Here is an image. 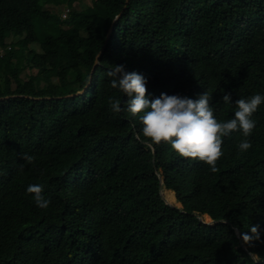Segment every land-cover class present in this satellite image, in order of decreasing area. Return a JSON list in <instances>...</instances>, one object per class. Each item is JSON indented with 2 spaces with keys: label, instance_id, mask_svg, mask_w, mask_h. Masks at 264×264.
I'll list each match as a JSON object with an SVG mask.
<instances>
[{
  "label": "trees",
  "instance_id": "1",
  "mask_svg": "<svg viewBox=\"0 0 264 264\" xmlns=\"http://www.w3.org/2000/svg\"><path fill=\"white\" fill-rule=\"evenodd\" d=\"M0 49V264H264V103L252 147L224 137L213 173L145 138L107 75L142 74L150 100L207 91L216 119L234 118L224 94L264 96V0H0ZM253 225L244 247L236 229Z\"/></svg>",
  "mask_w": 264,
  "mask_h": 264
},
{
  "label": "clouds",
  "instance_id": "2",
  "mask_svg": "<svg viewBox=\"0 0 264 264\" xmlns=\"http://www.w3.org/2000/svg\"><path fill=\"white\" fill-rule=\"evenodd\" d=\"M107 75L112 78L111 87L119 89L128 97L126 111L134 116L142 113L140 116L142 134L153 144L168 143L181 157L202 161L210 166L213 173L218 171L216 164L223 155L224 137L240 130L245 139L239 143V149L247 151L252 147L247 138L256 127L253 114L264 103V96L260 94L247 99L240 98L234 102L230 93L224 94L223 103H234L237 110L234 118L218 121L211 107L212 96L207 91L196 100L186 96H169L165 93L150 100L147 97V80L142 74L126 72L123 65H113ZM109 103L113 112L125 110L118 99H110ZM22 159L31 163L34 157L25 154ZM43 191V186L39 184L29 185L27 188V192L33 194L36 205L45 209L49 206L50 200L43 195ZM206 217L207 220L215 221L212 225L217 222L208 216H205V219ZM237 230L239 229L237 228L236 232ZM240 234L243 241L251 242L261 239L262 230L260 225H253L250 233L240 231Z\"/></svg>",
  "mask_w": 264,
  "mask_h": 264
},
{
  "label": "water",
  "instance_id": "3",
  "mask_svg": "<svg viewBox=\"0 0 264 264\" xmlns=\"http://www.w3.org/2000/svg\"><path fill=\"white\" fill-rule=\"evenodd\" d=\"M129 1H130V0H127V3H129ZM112 28H113V27H112ZM112 28H110V31L108 32V35H107V38H108V39H109V37H110V34H111V31H112ZM92 74H93V71L91 72L90 81L92 80ZM83 92H84V90H82V91H80V92H78V93H76V94H73L72 96H73V97H75V96H79V95L83 94ZM10 97H16V96H7V97H4V98H1V100L9 99ZM155 154H156V153H155ZM159 177H160V195H161L162 199L166 202V204H168V205L171 206L172 208H177V209L182 210V205H181V203L178 202V200H177L176 192H175L174 190H168V188H167L166 185L164 184V182H165V181H164V178L162 177V175H161L160 173H159ZM164 189H166V190L171 191V192L174 193L175 198H176V200H177V202H178V205H180V206L174 205V203L169 202V201L166 199V197H165V195H164ZM182 211H183V210H182ZM200 220H201L202 222L207 223V224H210V225H212V223L215 222V221H209V220H208V221H204L203 218H201V217H200ZM237 236H238V238L240 239L241 244L244 246V244H243V242H242V235L240 234V231H239V230H237ZM244 247H245V246H244Z\"/></svg>",
  "mask_w": 264,
  "mask_h": 264
},
{
  "label": "rangeland",
  "instance_id": "4",
  "mask_svg": "<svg viewBox=\"0 0 264 264\" xmlns=\"http://www.w3.org/2000/svg\"><path fill=\"white\" fill-rule=\"evenodd\" d=\"M92 3H93V0H80V8H86V7H88V6H91ZM56 11L61 15V18H62V19H65V17H64L63 14H62V13H63V10H62V9L59 8V9L56 10ZM15 40H17V38H15V37L12 36V37H10V38L7 39V43L10 44L11 42H13V41H15ZM31 48L40 51L39 44H36V45L33 44V45L31 46ZM1 51H3V50L0 49V56L3 55V53H1ZM1 54H2V55H1ZM29 71H30V70H26V71L22 74V78H25L26 73H29ZM30 72L36 73L37 71H36V69H33V70L30 71ZM168 190H171V189H168ZM174 205L180 206V205H178V202H177L176 198H175ZM201 218H202V217H201ZM203 220H204V221H208V220H207V217H206V219L203 217ZM209 221H210V220H209Z\"/></svg>",
  "mask_w": 264,
  "mask_h": 264
},
{
  "label": "bare ground",
  "instance_id": "5",
  "mask_svg": "<svg viewBox=\"0 0 264 264\" xmlns=\"http://www.w3.org/2000/svg\"><path fill=\"white\" fill-rule=\"evenodd\" d=\"M164 195L169 202H175V195L173 192L164 189Z\"/></svg>",
  "mask_w": 264,
  "mask_h": 264
},
{
  "label": "built area",
  "instance_id": "6",
  "mask_svg": "<svg viewBox=\"0 0 264 264\" xmlns=\"http://www.w3.org/2000/svg\"><path fill=\"white\" fill-rule=\"evenodd\" d=\"M67 12H68V10H65L64 12H63V16L66 18L67 17ZM1 53H3V51H1ZM2 55V54H1Z\"/></svg>",
  "mask_w": 264,
  "mask_h": 264
}]
</instances>
